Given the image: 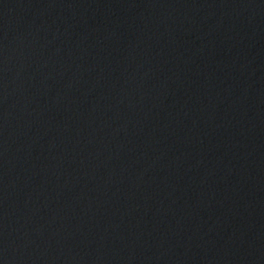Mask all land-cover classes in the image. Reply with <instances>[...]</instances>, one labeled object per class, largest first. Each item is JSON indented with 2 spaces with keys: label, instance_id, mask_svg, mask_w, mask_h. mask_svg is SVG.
Listing matches in <instances>:
<instances>
[{
  "label": "water",
  "instance_id": "obj_1",
  "mask_svg": "<svg viewBox=\"0 0 264 264\" xmlns=\"http://www.w3.org/2000/svg\"><path fill=\"white\" fill-rule=\"evenodd\" d=\"M0 264H264V0H0Z\"/></svg>",
  "mask_w": 264,
  "mask_h": 264
}]
</instances>
